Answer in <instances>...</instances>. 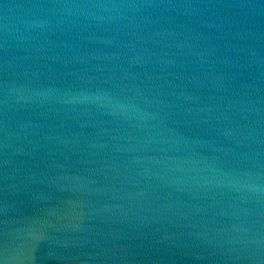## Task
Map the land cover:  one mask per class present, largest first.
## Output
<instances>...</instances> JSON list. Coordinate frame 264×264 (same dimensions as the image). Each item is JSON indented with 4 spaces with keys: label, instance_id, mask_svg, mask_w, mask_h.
<instances>
[{
    "label": "water",
    "instance_id": "water-1",
    "mask_svg": "<svg viewBox=\"0 0 264 264\" xmlns=\"http://www.w3.org/2000/svg\"><path fill=\"white\" fill-rule=\"evenodd\" d=\"M0 264H264V0H0Z\"/></svg>",
    "mask_w": 264,
    "mask_h": 264
}]
</instances>
